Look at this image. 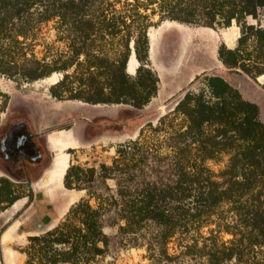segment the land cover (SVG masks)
<instances>
[{"label":"trees","instance_id":"obj_1","mask_svg":"<svg viewBox=\"0 0 264 264\" xmlns=\"http://www.w3.org/2000/svg\"><path fill=\"white\" fill-rule=\"evenodd\" d=\"M261 8L264 0H0L1 76L21 85L61 73L47 89L55 100L131 107L115 119L93 118L87 137L138 130L116 145L110 163L68 166L63 186L83 197L56 225L27 236L17 248L23 264H93L142 246L157 262L169 261L167 244L176 235L191 240L183 252L201 264H264L258 105L223 74L203 73L194 78L201 86L186 90L156 123V111H140L159 82L149 66V27L164 20L228 27L257 18ZM49 22L65 48L46 44L37 56V34ZM132 51L134 74L127 72ZM217 59L223 70L256 81L264 74V25L241 23L236 46L221 44ZM224 156L215 172L208 162ZM18 197L0 177V209Z\"/></svg>","mask_w":264,"mask_h":264},{"label":"crops","instance_id":"obj_2","mask_svg":"<svg viewBox=\"0 0 264 264\" xmlns=\"http://www.w3.org/2000/svg\"><path fill=\"white\" fill-rule=\"evenodd\" d=\"M201 29L207 30L212 35H215L217 42L219 39H222L227 45L233 44L237 38L236 26L226 28L222 31V34L211 28ZM147 34L151 35L150 32ZM153 35V39L149 36V59L155 63V71L159 77V82L156 95L140 110L144 113L160 110L168 97L190 81L194 75L203 71L202 69L194 70L175 89H167L166 87L163 89L162 86L164 85L165 79H163L162 74L167 76L177 71L182 55L181 50H179V57L173 62V67L167 68L160 63L158 64L155 60V32ZM215 52L216 47L211 56L216 59V62L220 63ZM130 63H132L135 69L138 66L133 51L129 56L127 67ZM135 69L133 71L128 70V72L134 74ZM256 80L262 84L260 86H253V99L257 105L262 106L261 109L264 112V89L262 88L264 85V74L258 76ZM48 102L54 103L53 105H55V109L57 110L55 112H60V115H68L71 110L69 107H72L71 105L73 103L88 104L77 100H56L55 102L52 100H41L38 103L37 110L35 109L36 111L31 112L28 110L26 112V116L30 122V128L38 135L44 152V160L41 163H33L30 158H27L26 154L29 150L27 136L20 133V128H14L15 123L8 127L9 130L5 132L4 137V131L7 129L6 127L9 123H6L5 120L0 126V177L7 178L12 183L13 193L19 194V197L15 201L0 209V264H23L25 255L15 248L14 245H24L27 243V236L39 233L46 228L56 225L57 220L65 214L70 205L80 197H83V192L68 190L63 186V176L68 166L70 164H79L82 158V155L79 154V148H91L93 151H96L98 148L97 145L113 142L114 145H109L107 150V153L112 155L115 152V144L122 141L120 140L121 135L112 133H102L93 137H87L88 123L93 118L102 115L115 118L120 109H125L121 108L122 106L131 108L128 105L111 104V106H108L110 107L109 114H102V112L99 113L98 111H93L89 115L81 114L68 127L59 128L50 132L47 128L52 122L53 114L46 115L44 112V105ZM103 105L107 106V104ZM92 106H101V104ZM13 133L16 135L13 136ZM4 143L8 145H12L13 143L15 151H19L20 153L17 152L4 158L1 155V153L4 154V150H2ZM6 159L10 161L7 162ZM93 165L97 166L98 163L94 162Z\"/></svg>","mask_w":264,"mask_h":264},{"label":"rangeland","instance_id":"obj_3","mask_svg":"<svg viewBox=\"0 0 264 264\" xmlns=\"http://www.w3.org/2000/svg\"><path fill=\"white\" fill-rule=\"evenodd\" d=\"M156 19L157 17L155 16L153 20ZM241 23L263 26L264 8L258 9L257 18L247 16ZM241 23L237 24L235 21H232L230 25L237 27V38L240 34ZM228 27L215 26L211 29L222 34V31ZM201 28L210 27L181 24L175 21L164 20L160 22L159 25L148 28L147 33H151V35H148V38L151 36L153 39L154 32L156 34L155 60L158 64L160 63L167 68L173 67V62H175V60L179 57V50H181L182 59L177 71L167 76L162 74L163 79H165L164 85L162 86L163 89L165 87L167 89H175L179 87L194 70H203L199 74L194 75L190 81L185 83L181 88H179L165 100L163 107L160 110H157L156 114L152 116L151 120L153 123H156L160 116L171 111L186 90H197L199 86H201V82L199 80H194V78L197 75H200L201 77L203 73L223 74L230 81L231 85L238 88V90L241 92V95L243 94L242 97L255 102L253 99L254 91L252 92V88L254 85L260 86L262 83L257 80L253 81L244 74L237 71L231 72L230 70H223L222 65L216 62V59L211 55L214 53L216 47L215 55L217 56L218 47L225 43L222 39H219L217 42L215 35H212V33L209 31L202 30ZM237 38L233 44L225 45L229 48L235 47L237 44ZM46 44H52L53 46L60 49L65 48L63 43L55 40V31L53 29L52 22L43 25L37 34L36 44L33 48L37 56H41L44 53L46 50ZM149 66L155 71L156 66L154 61L151 59H149ZM134 69L135 68L132 63H130V65L128 64L127 72L128 70L133 71ZM61 76V73H53L49 77L39 79L34 82L17 85L12 80L0 75V126L5 122L9 114L15 110H23L25 112L29 110L34 112L37 110L38 103L41 100H52L55 102L56 100L51 98L47 89L49 85L56 82ZM53 104L54 103L52 102H48L46 105H44L45 114H53L52 122L47 128V130L50 132L59 128L68 127L73 123L74 120L78 119V116L81 114L89 115L93 111H98L99 113L102 112V114H109L110 107L108 106H111H92L91 104L73 103V105H71L72 107H69L71 110L68 115H60V112H55L57 110ZM258 107L259 117L264 121V112L263 109H261L262 106L258 105ZM121 108H125V110L129 109L125 106H122ZM117 117L118 115H116L115 118ZM137 134L138 130L132 134L121 133L119 134L122 136L120 137V140H122L120 142L133 139ZM118 143L115 144V148ZM109 145H114V143L107 142L103 145H97L98 148L96 151H93L91 148H79V154L82 155L79 164L88 166L93 165L94 162L98 163V165L102 162L110 163L114 154L110 155V153H107ZM225 163L226 156H224L218 162L209 161L208 165L216 172L222 168ZM109 184H112V182ZM91 203L95 204L94 200H91ZM64 215L59 220H57V223L63 219ZM106 230L110 232L114 230V228L106 227ZM202 233L206 234L207 228H203ZM227 237L228 236H225L224 238L226 239ZM170 239L171 240L167 244V253L172 259L169 261L162 260L157 262L155 259L150 257V253L147 251V248L142 246L128 247L126 249L120 250L114 260L109 258L99 259L97 263L93 264H201V259L193 257L191 254L187 255L183 252L182 245L190 243L191 240L189 238L181 240L180 236L176 235ZM24 245H14V247L19 248Z\"/></svg>","mask_w":264,"mask_h":264},{"label":"flooded vegetation","instance_id":"obj_4","mask_svg":"<svg viewBox=\"0 0 264 264\" xmlns=\"http://www.w3.org/2000/svg\"><path fill=\"white\" fill-rule=\"evenodd\" d=\"M27 113L23 110H15L13 112H11L8 116V118L6 119V123L8 122L9 124L7 125V129H5L3 137L5 136V132H7L9 129L8 127H10L11 124L15 123V127L14 128H20V133L22 135L27 136L28 139V143H29V150L27 151V158H30L31 161L33 163H41L44 160V152L42 150L41 147V142L38 139V135H36L30 128L29 125V119L26 116ZM17 129V130H18ZM16 135L13 133V136ZM2 137V138H3ZM14 144L12 143V145H8L7 143L3 144V149L4 150V154L1 153V155L5 158V156L9 157L13 154H16L19 151H15L14 149ZM20 150V149H18ZM29 152V153H28ZM31 152V153H30ZM20 153V152H19ZM6 161H10L7 160Z\"/></svg>","mask_w":264,"mask_h":264}]
</instances>
